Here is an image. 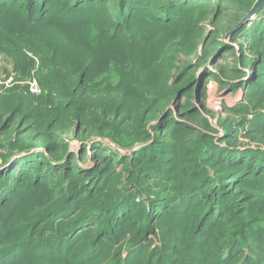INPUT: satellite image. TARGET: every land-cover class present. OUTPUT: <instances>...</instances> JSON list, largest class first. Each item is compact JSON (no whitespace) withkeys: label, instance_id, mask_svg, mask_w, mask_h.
Masks as SVG:
<instances>
[{"label":"rangeland","instance_id":"rangeland-1","mask_svg":"<svg viewBox=\"0 0 264 264\" xmlns=\"http://www.w3.org/2000/svg\"><path fill=\"white\" fill-rule=\"evenodd\" d=\"M110 3H114L115 6L110 8L108 6ZM98 7H101L99 11ZM236 15L238 13L230 11L214 19L215 16L212 13L202 17L197 12L192 19L199 28L203 29L204 34L203 41L197 44L196 41L193 42L194 34L190 31L185 32L175 27L165 29L161 27L157 28V31L153 30L152 20L146 13L136 12L134 17H128V12L125 10L123 13L120 3L114 0H105L101 3L99 1L84 2V0H0V96L4 97L1 100L5 99V102H9L8 97H13L16 103H19L23 100L22 97H26V100H23V110L15 123L8 129H0V164L4 163L3 156L5 157L4 154L8 150L6 148L13 141L38 144L40 149L46 152L42 157L47 158L50 163L63 166L69 160H75L83 165L86 162L89 166L98 164L99 159L96 155L106 149L92 150L91 145L95 139V144L109 145L113 148L119 147L120 144L132 145L130 148L126 146L119 148L125 154L152 144V141L135 139L137 131L142 129V122L137 118L130 119L126 137L103 136L96 134L97 127L82 125L72 111L64 106L71 97H81L79 93L74 92L72 81L79 78L85 79L90 90L99 93L110 86H117L118 79L125 69L130 70V74H134L130 77L131 80L134 76L139 80L142 75L151 72L159 78L168 80L173 90L180 87L175 79L191 65L193 68L198 64L193 70H197L198 74L208 67L223 75V70L240 68L244 61L239 56L238 42L230 39L229 35L234 28L233 18ZM120 17H123L122 25L124 26L121 36L115 35L114 29ZM223 32H225L224 35ZM208 38H218L220 46L230 43L235 49L227 52L226 55L224 53L225 57H220L219 61L217 59L213 64L212 51L217 49V45L213 42V49L209 45L206 46ZM236 40L246 41L244 38ZM249 62L245 64H250ZM128 64L141 66L146 71L136 72L135 68L129 67ZM248 68L247 72L251 69ZM256 76L255 72L253 78ZM247 77L246 74L245 79ZM184 78L186 77L178 80L181 81ZM197 85V88L189 87L187 91L179 95L180 104L198 114L195 125L194 120L187 119L190 126L198 130L197 135L188 137V145L196 146L199 143L204 148V141H213L226 147L227 144L231 146L237 142L239 148L244 150L242 148L245 146L255 144L256 141L251 139L249 134L252 128L249 122L255 114L242 112L239 105L243 99L244 89L239 88L241 90L238 91L229 89L211 74L205 76L204 80ZM36 88L38 91H35ZM45 89L49 93L50 104L43 102ZM139 91L145 93L142 87ZM201 91L206 93L201 95L197 93ZM186 92L189 93L185 94ZM177 93L180 94V90ZM167 100H172V97ZM176 100L167 106L171 108L170 110H175L171 114L173 117H176L178 112L179 104ZM1 106L0 101V108ZM246 106L249 109L250 105ZM170 110H167L164 116ZM50 113L59 114L61 122L50 125V121L55 118L51 117L48 125L52 128L44 125L39 131L40 121ZM24 114L25 116L29 114L31 117L23 119L22 125L18 126ZM3 124H0V127ZM144 128L154 136L155 132L150 125ZM103 132L111 134L107 130ZM102 139L104 143L100 141ZM49 145L56 147L49 150L47 148ZM154 147L160 148L159 143H155ZM57 157L59 161L55 162L58 159L54 158ZM178 158L182 159V157ZM201 159L204 164H207L216 157L207 153L202 154ZM211 161L207 166L208 171L213 172ZM113 163L116 168L113 171L117 172L119 177L116 187L120 192L108 193L109 188L104 187L92 195L88 194L89 198H86L95 202V206H107V200H115L121 193H125V197L131 204L128 205L126 213L121 215L122 218L127 216L123 221L126 224L124 232L119 229L117 232H111L110 235L107 234L108 231L103 232V226L107 221L101 219L102 213H99L94 221L83 225L84 228L76 236L61 233L76 216L75 210L78 205L69 197L70 194L67 195L72 193L74 186L70 184L66 175H58L48 180L46 177L44 179V176L36 178L33 173L21 179V183L17 186H13L15 192L7 193L8 197L6 193L0 196V254L7 248L16 250V245L27 234L32 235V238L23 249L40 243V248H45L40 255L38 254V259L28 257L20 259L19 252L6 258L0 255L3 258V260L0 258V264H14L19 259V262L15 264H87L88 262L85 263L84 259L92 253L95 254L93 256H98L91 263L100 264L104 261L108 264H127L125 260L129 257L130 249L139 235L146 248L143 253H137L132 257V261H138L137 264H149L146 256L153 254L155 257L153 264H158L160 258L158 254H164L166 252L163 251L164 248L175 249L168 256L173 259L181 258L178 264H237L240 261H244L243 264H250L251 261H254L253 264H264V259L260 260L257 257H264V219L249 221L264 218V213H260L263 205L259 203L256 207L248 209L253 204L247 201L246 197L241 198L243 193L245 196L262 197L264 174L261 173L260 181L258 178L260 169L256 170L242 164L243 169L247 166L250 168L248 174L251 173L252 176H248L243 181L245 184L240 185L241 190L239 188L238 193L231 200L224 201L231 206L222 207L220 215L217 214L213 218L207 216L195 218L189 212L179 213L176 212L175 206L168 203L165 212L170 217L188 219L183 221L185 225H180L171 233L169 228L173 225V221L163 216L160 209L162 204H153V197L164 194L173 196L174 193L169 188H158L155 185L149 187L147 182L135 179L123 162L118 164L115 160ZM172 163L171 159H166L163 163L157 164V173L164 182H170L174 187V182L178 183L182 179L179 176L169 175ZM43 165L47 168L49 164L44 162ZM236 173L240 176L237 175L233 179L234 174H231L228 179L232 185H236V181L242 178L240 172ZM73 179L75 180V177ZM213 186L208 185L207 182L204 183L195 194L197 199L194 195L190 202L194 203L195 199L203 197L201 203L195 206L203 208L204 200L208 199L207 189H212ZM135 187L138 190H133ZM15 195L25 197L18 201L14 199ZM93 195L100 196V199L93 198ZM86 198L83 202L88 200ZM68 200L73 204H66ZM59 205L60 207L56 209L58 215H55V212L54 216L48 217L52 214L48 212ZM141 205H144V208H139ZM64 208H66L64 213L59 217ZM110 211L111 209H103L102 212L108 214ZM36 215L47 216V219L42 223L39 221L36 226L31 225L29 218L33 219ZM128 215L132 219H129ZM165 219L167 220L163 222ZM242 219L249 221L248 224L241 226L239 220ZM38 220L40 219L38 218L35 222ZM20 223L21 229L18 230L17 224ZM130 223L134 226L127 230ZM188 223L190 225L186 231ZM124 233L125 236H123ZM120 237H122L121 240H119ZM260 241L263 242L262 246L258 245ZM83 244L87 246L91 244V248L77 259V253L86 246ZM66 247L65 255L61 256L62 248ZM231 249L233 252L228 255ZM55 250H58L54 257L57 260L45 259L44 256L53 255ZM25 254H27L26 251Z\"/></svg>","mask_w":264,"mask_h":264},{"label":"trees","instance_id":"trees-1","mask_svg":"<svg viewBox=\"0 0 264 264\" xmlns=\"http://www.w3.org/2000/svg\"><path fill=\"white\" fill-rule=\"evenodd\" d=\"M87 1H99L101 3L105 0H84V2ZM114 1H118L120 3L123 13L125 10L128 12V17H134L136 12L148 14L152 20L151 24L153 25V30L157 31V28L160 29L161 27L164 29L167 27H175L185 32L190 31L194 34L193 42L195 43L196 41V43L199 44L203 41L204 34L203 29L199 28L198 24L192 19L197 12L200 13V16L202 17L212 13L215 16L214 19H218L220 16L223 14L225 15V13L230 11L233 13H238V15L233 18V27L235 28L242 18L249 12L256 0ZM108 6L113 8L115 5L114 3H110ZM99 8L101 7H98V11L100 10ZM117 21L118 22H116L115 25L116 28H114L115 35L121 36L124 32V26L122 25L123 17L118 18ZM224 33L225 32H223V35ZM230 37V39L238 42V48H240L239 56L240 59H244V61L243 63L241 62L242 67L240 68H236L234 70L232 68H228L229 71L223 70L224 77L222 73H216L215 70H211V68L208 69V67L198 74L197 70L193 71L195 66L198 65L196 64L193 66V68H191L192 65L191 67L188 66L186 70L177 79H175L177 80V83L180 85V87L174 90L169 85L168 80L159 78L151 72L142 75L139 80L135 78V76L131 80L130 77L134 74H130V70L128 69H125L124 72L121 73V77L118 79L119 84L117 86H110V88L99 93L92 92L86 85L85 79L81 80V78H79L78 80H73L72 85H74V92L79 93L82 98L71 97L64 106L67 110L72 111L75 116L72 113L71 114L76 119L80 120L82 125L93 128L97 127L98 130L96 134L103 136L111 135L116 137H126L125 133L127 131L129 132L130 119L137 118L142 122V129L137 131V138L135 139L152 141V144L142 147L137 151L130 152L129 154H125L122 153L119 148L122 146L130 148L132 145L120 144L119 147L113 148L109 145L101 146V144H95V139L91 145L92 150L101 151V149H106L103 151L104 153L98 152L99 154L96 155V157L99 159L98 164L95 166H89L86 162L83 165L76 162L75 160H69L66 162V165L63 166L60 164L50 163L47 158L45 159L42 157V155H44L46 152L41 150L37 143V145H35L23 144L13 141L6 148L8 150L4 154L5 157L3 156L4 163L0 164V196H3L2 193H6L7 195V193L15 192L13 186H17L21 183V179L33 173L34 177L36 178L44 176V179L46 177L48 180L58 175H66L68 176V181L70 184L74 186L72 193H67V195L70 194L69 197L73 202H75L76 205H78V207L75 210L76 216L68 223V226L61 233L76 236L84 228L83 225H87L88 223L94 221L99 213H102L101 219L103 218L104 221H107V223L103 226V232L108 231V235H110V233L113 231L117 232L118 229L124 232L126 224L123 221L126 220L125 218L127 216L125 215V217L122 218L121 215L126 213L127 208H129L128 205L131 204L129 199L125 197V193H121L120 196L115 198V200H107V206H95L96 203L88 199V194L92 195L96 191H101L104 187L109 188L108 193L110 191L111 193L120 192L116 187L119 177L117 172L113 171L116 169L113 163L116 160V163L118 162V164L123 162L126 165V169L133 173L135 179L147 182L149 187L151 185H155L158 188H169L172 193H174L173 196L164 194L155 195L153 197V204H162L160 209H162L161 212L163 213V216L173 221V225L169 228L171 231L169 232L172 233L174 230L178 229L180 225H185L183 221H188V219L186 217H170L165 212L168 203L177 208L176 212H189L195 218L201 216L213 218L217 214L220 215V209L222 207L225 206L224 208H226L231 206V204H226L224 201L228 202L229 199L231 200L234 195L238 193L237 190L240 188V185L245 184L243 181H245L248 176H252L251 173L248 174V170L250 169L249 167L255 168L256 170L260 169V173L258 174L260 181L262 180L260 178L261 173L263 172L264 174V8L250 22L235 30L230 35ZM240 38H244L246 41L243 42L242 40H236ZM213 42L217 45V49L212 51V55L214 56V60L212 61L213 64L215 61H217V59L219 61L220 57H225L227 52L233 51L235 49L230 43H225L220 46L221 43L218 38H208L205 44L206 46L209 45L213 49ZM246 62H249L250 64L246 65ZM128 65L129 67H134L136 72L140 71V73H142L146 71L141 66L134 64ZM248 67L251 68L249 72L246 71L249 69ZM255 72L257 73V76L256 78H253ZM209 74L213 75L215 79L221 81V83L227 86L229 89L234 91L241 90L239 88L244 89L242 91L243 99L240 101L239 105H241L242 112L255 114L254 118L251 120V122H249L250 127H252L249 134L251 135V139L256 141L255 144L245 146V148H242L244 150L239 148L237 142H234L235 146L234 144H231V146L227 144L226 147H222L219 145V143H215L213 141H204V148L199 145V143L196 146L188 145V137H191V135H197L198 130L190 126L187 119L191 121L194 120L193 124L195 125L196 123L194 122H197L198 114L196 112L194 113L193 111H189L185 105L180 104L179 95L187 91L189 87L196 86L197 88V84L200 81H203L205 76ZM246 74L248 77L245 79ZM181 77L186 78L179 81L178 79ZM140 86L143 88L145 93L139 91L141 90ZM178 90H180V94H178L179 92L177 93ZM187 93L189 92H186L185 94ZM197 93L201 95L205 94L206 91ZM28 94L32 96V94ZM48 95L49 93L45 89L43 94V102L50 104ZM169 97H172V100L168 101L167 99H169ZM1 98L4 97L0 96V101L2 103L0 108V124H4L0 127V129H8L13 123H15V120L22 112L24 106L23 100H26V97H22L23 100H21L19 103H16V99L13 97H8L9 102H5V99L1 100ZM173 100H176L179 104L177 106L178 112L176 117H173V115L171 116L175 110H170L171 108H167L169 103L173 102ZM4 105L7 106V108H5ZM246 105H250L249 109ZM167 110L170 111H168L166 116H164V113ZM25 115L26 114H24L21 120L18 122V126L22 125L21 123L24 122L25 118L31 117L29 114H27V116ZM51 117L55 118L50 121V125L59 124L61 122V116L59 114L54 115L53 113H50L45 119L40 121L38 126L39 131L44 125L52 128V126L48 125V120ZM245 118L247 119L248 117ZM143 125L144 127H148L150 125L152 131L155 132L154 136L147 132ZM105 130L110 131L111 134L104 133L103 131ZM41 135L46 134L41 133ZM100 141L104 143L103 139ZM157 142L159 143L160 148L154 147V144ZM55 147L56 146L49 145L47 148L51 150ZM207 153L216 157L215 160H210L212 170L213 172H216V174H213L212 171H208L207 164L210 161L207 162V164H204V161L201 159L202 154ZM178 157H182V159H179ZM54 159H58L55 160V162L59 161L58 157ZM166 159H171L173 162L170 165L171 174L169 173V175L172 177L179 176L182 179L179 180L178 183L174 182V187L170 182H164L160 177V174L157 173V164L163 163V161ZM44 162L49 164L47 168L43 165ZM242 164L249 165V167L247 166L246 169H243ZM81 165L86 166L87 168L82 167ZM237 171L242 174V178H239L236 181V185H232L228 179L231 174H234L233 179H235L234 177L237 175L240 176L239 173H236ZM255 173H253V175ZM74 177L75 180L73 179ZM83 180L84 182L81 183L80 181ZM206 182L208 185L212 184L214 186L212 189H207L208 199L204 200V207H195L197 206V203H201L203 199V197H200L198 200H196L197 195L195 194L197 190ZM25 183L28 184L29 182ZM37 183L39 184V182ZM101 184L102 186H100ZM45 185L48 184L45 183ZM133 190H138V188L135 187ZM177 194H180L181 196H175ZM243 194L241 198L246 197L247 201L253 204V206H247L248 209L256 207V205L261 203L263 206L260 210V213H264V193L261 194V198H258L257 196H245ZM16 195L14 199L18 201L25 197L24 195H21V197L20 195ZM194 195L196 196V199L193 203L190 201ZM92 197L100 199V196L93 195ZM85 198L88 200H84L83 202V199ZM67 203L73 204L72 202H69V200L66 202V204ZM84 204H87L88 206L84 207ZM134 205L136 204L134 203ZM58 207H60V205L55 206V209L50 212L47 211L48 213H52L49 214L48 217L54 216L53 213L58 211L56 210ZM139 208H144V205L139 206ZM65 209L66 208L62 209L59 217L64 213ZM103 209H111V211L106 214L105 212H102ZM55 215H58V213L56 212ZM39 216L36 215L33 219L29 218L31 225L34 224L36 226L39 221L42 223L47 219V216ZM38 218L40 220L35 222ZM129 219H132V217L129 216ZM260 219L264 218H257L249 221H256ZM166 220L167 219H165L163 222ZM239 221L241 226L247 225L249 222H246L245 219ZM21 225V223L17 224L18 230L21 229L19 228ZM189 225L190 224L188 223L186 226V231L189 229ZM132 226L131 223L128 224L127 230H130ZM139 234L140 233H138V235ZM123 236H125V233ZM122 237H120L119 240H121ZM31 238L32 235L30 236L27 234L16 245V247L20 249L16 248V250H14V248H7L0 255H3V257L6 258L15 252H19L20 259L23 257L38 259V256L45 248H40L41 243L35 245L34 247L30 246L23 249L25 246H27V242ZM142 240L141 236L139 235L136 239V242L130 249L129 257L125 260L129 264L138 263V261H132V257H134L137 253H143L144 249L146 248V245L143 244ZM169 244L172 245L170 242ZM84 245L86 244H83V246ZM90 245H86L83 249H80V252L77 253L76 258L79 259L81 256H83V254L91 248ZM258 245L262 246L263 242H258ZM66 249L67 247L62 248L61 256L65 255ZM25 251L27 254H25ZM57 251L58 250H55L53 255L49 254L48 256H44L45 259L53 258V260H57L54 258L57 255ZM163 251L166 252L164 254H158L155 252V254L160 256L158 264H178V262H181V258L173 259L168 256L170 252L173 253V251H175L174 248H164ZM232 252L233 251L231 249L228 255H231ZM93 255L95 254L92 253L90 256H87L84 259L85 263L88 262L87 264H95L91 263V261L98 255ZM257 257L260 260L264 259L262 256ZM154 258V254L151 256L147 255V263L153 264ZM1 259L3 260V258ZM19 260H16L14 264L19 262ZM253 262L254 261H251L249 263L253 264ZM243 263L244 261H240L237 264ZM100 264L108 263L103 261Z\"/></svg>","mask_w":264,"mask_h":264},{"label":"water","instance_id":"water-1","mask_svg":"<svg viewBox=\"0 0 264 264\" xmlns=\"http://www.w3.org/2000/svg\"><path fill=\"white\" fill-rule=\"evenodd\" d=\"M264 8V0H256L249 12L242 18L239 24L230 32L231 35L235 30L250 22Z\"/></svg>","mask_w":264,"mask_h":264},{"label":"built area","instance_id":"built-area-1","mask_svg":"<svg viewBox=\"0 0 264 264\" xmlns=\"http://www.w3.org/2000/svg\"><path fill=\"white\" fill-rule=\"evenodd\" d=\"M35 91H38L37 88L35 89Z\"/></svg>","mask_w":264,"mask_h":264}]
</instances>
